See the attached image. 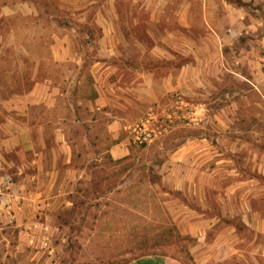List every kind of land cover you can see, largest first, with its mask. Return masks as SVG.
<instances>
[{
    "label": "crops",
    "instance_id": "obj_1",
    "mask_svg": "<svg viewBox=\"0 0 264 264\" xmlns=\"http://www.w3.org/2000/svg\"><path fill=\"white\" fill-rule=\"evenodd\" d=\"M144 9L176 21L162 34L148 26L143 39L100 38L86 94L79 92L83 56L55 53V61L74 62L65 69L79 85L73 92L47 76L21 103L5 101L20 116L0 122V179L10 189L0 196V215L30 222L39 204L46 217L69 210L83 182H95L96 161L133 154L126 127L164 110L178 92L191 109L168 131L178 143L160 173L168 189L182 192V213L171 212L179 232L204 238L214 225L216 236L231 238L224 251L264 253V0H164ZM240 230L263 243L240 248L233 244ZM126 264L184 263L146 255Z\"/></svg>",
    "mask_w": 264,
    "mask_h": 264
},
{
    "label": "rangeland",
    "instance_id": "obj_2",
    "mask_svg": "<svg viewBox=\"0 0 264 264\" xmlns=\"http://www.w3.org/2000/svg\"><path fill=\"white\" fill-rule=\"evenodd\" d=\"M163 1L0 0V122L20 116L6 107V100L17 97L21 103L22 95L47 76L73 92L75 76L65 69L73 68L74 62L55 61V53L83 56L78 74L83 82L74 88L78 85L86 94L88 65L103 46L98 40L105 35L143 39L148 37V26L165 33L176 15L144 9ZM107 5L116 11L108 13ZM194 16L198 21V14ZM108 20L115 24L103 28ZM183 132L174 134L179 137ZM172 135L166 132L136 146L120 162L106 157L96 161L95 182H83L69 210L46 217L39 204L30 222L24 216L21 222L1 214L0 264H126L146 255L172 257L184 264H264L263 252L224 251L231 238L216 236L214 225L204 238L179 232V221L171 212L182 213V192L168 189L160 173L168 168L167 153L178 143ZM124 182L126 188H117ZM7 186V180L0 179V196L10 191ZM124 199L127 204H120ZM174 199L179 202L172 204ZM240 231L233 242L240 248L255 249L263 243L262 237Z\"/></svg>",
    "mask_w": 264,
    "mask_h": 264
},
{
    "label": "built area",
    "instance_id": "obj_3",
    "mask_svg": "<svg viewBox=\"0 0 264 264\" xmlns=\"http://www.w3.org/2000/svg\"><path fill=\"white\" fill-rule=\"evenodd\" d=\"M190 109L183 96L175 92L172 103L164 110H150L139 121L126 127L131 143L143 146L153 142L168 132L178 119L187 118Z\"/></svg>",
    "mask_w": 264,
    "mask_h": 264
}]
</instances>
